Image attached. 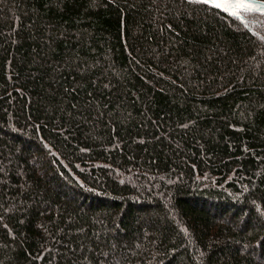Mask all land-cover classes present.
I'll list each match as a JSON object with an SVG mask.
<instances>
[{
  "label": "trees",
  "instance_id": "1",
  "mask_svg": "<svg viewBox=\"0 0 264 264\" xmlns=\"http://www.w3.org/2000/svg\"><path fill=\"white\" fill-rule=\"evenodd\" d=\"M244 18L0 0V264H264V17Z\"/></svg>",
  "mask_w": 264,
  "mask_h": 264
},
{
  "label": "water",
  "instance_id": "2",
  "mask_svg": "<svg viewBox=\"0 0 264 264\" xmlns=\"http://www.w3.org/2000/svg\"><path fill=\"white\" fill-rule=\"evenodd\" d=\"M191 1L206 5L220 12L228 13L241 21H245L244 15H257V16L264 17V12L262 11H245L239 8H232V7L226 6L225 3L222 2V0H215L214 3H202L200 2V0H191ZM250 2L253 3L254 5H259V6L264 7V2L262 1L250 0ZM216 4H218L219 6H215Z\"/></svg>",
  "mask_w": 264,
  "mask_h": 264
},
{
  "label": "snow or ice",
  "instance_id": "3",
  "mask_svg": "<svg viewBox=\"0 0 264 264\" xmlns=\"http://www.w3.org/2000/svg\"><path fill=\"white\" fill-rule=\"evenodd\" d=\"M202 3H214L215 0H200ZM223 3H225L226 6L232 7V8H239L243 9L245 11H262L264 12V7L259 5H254L250 2V0H222ZM215 6H219L216 4Z\"/></svg>",
  "mask_w": 264,
  "mask_h": 264
}]
</instances>
